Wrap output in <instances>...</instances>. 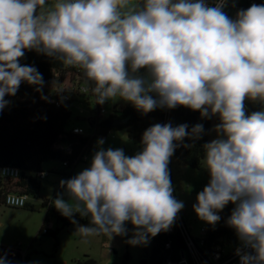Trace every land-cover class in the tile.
<instances>
[{
    "label": "clouds",
    "instance_id": "9594fccd",
    "mask_svg": "<svg viewBox=\"0 0 264 264\" xmlns=\"http://www.w3.org/2000/svg\"><path fill=\"white\" fill-rule=\"evenodd\" d=\"M227 2L0 0V111L21 83L42 91V74L19 62L35 50L82 70L99 104L119 97L145 114L184 106L218 116L217 138L203 146L210 181L193 209L215 225L218 213L235 205L226 223L252 250H237L241 264H264V110H245L246 100L264 103V4L232 18ZM187 129L157 123L133 156L101 147L89 168L60 182L69 199L57 196L56 209L90 217V226L77 228L83 237L123 236L131 222L128 243L146 245L184 207L173 196L168 164L174 142L198 139L203 125ZM0 264L7 262L0 257Z\"/></svg>",
    "mask_w": 264,
    "mask_h": 264
},
{
    "label": "trees",
    "instance_id": "16d2710c",
    "mask_svg": "<svg viewBox=\"0 0 264 264\" xmlns=\"http://www.w3.org/2000/svg\"><path fill=\"white\" fill-rule=\"evenodd\" d=\"M254 2L255 4H261L258 0H240L237 12L246 10ZM19 62L21 65L35 67L42 74L44 83L42 91L37 92L36 86L24 82L21 83L14 96H5V100L9 103L0 111V168L7 166L19 168L20 175L17 178L2 179L0 181V193H19L38 197L43 179L40 174L44 172L43 165L46 162H61L65 168L61 175L69 180L73 177L66 170L83 161L81 156L89 153L97 137L105 136L113 129L125 130L131 139L136 140L143 147L141 143L143 133L157 123H170L173 127L187 124L189 132L197 124L203 125V132L198 139L185 137L182 142H174L178 146L168 164L170 171L173 162L194 169L202 168L205 157L203 146L209 143L212 131H215V126L220 123L218 116L204 118L199 111H193L184 106H177L173 109L157 107L145 114L137 110L131 103L122 108L114 107L107 115L100 116L92 93L90 95L74 93L71 101L56 107L49 101L48 89L56 81L62 82L68 76H71L72 79L79 77L81 82H86L82 70L64 67L59 60L38 53L35 50L25 51L24 57ZM42 97H47V99ZM75 103L94 106L89 117L94 136L89 135L87 131L84 135H77L72 132L74 125L71 124ZM245 110L246 114L264 110V103L246 100ZM217 135L215 131V139ZM61 145H71L72 152L68 154L60 150ZM65 162H67L66 166H64ZM54 199L44 202L43 205L51 208ZM234 206L229 203L218 213L221 219L217 222L215 229L209 227L207 234L208 246L220 242L228 248H236L242 244L235 230L226 223ZM55 217L65 227L73 224L72 219L83 223L84 226H90L91 224L89 216L82 217L73 214V217L69 218L56 211ZM50 224L48 215H46L39 232L40 236H57L59 229L53 231ZM132 226L131 222H128V227ZM170 240H173V251L166 249V244ZM182 249H184V242L179 232L172 236L160 232L152 237V247L147 256V264H163L171 252L178 256ZM0 251L2 253L1 257L4 258L7 264H30L27 255H24L18 247L0 246ZM128 260L129 254L124 257L122 264H127ZM87 263L96 264L92 259Z\"/></svg>",
    "mask_w": 264,
    "mask_h": 264
},
{
    "label": "rangeland",
    "instance_id": "374dc122",
    "mask_svg": "<svg viewBox=\"0 0 264 264\" xmlns=\"http://www.w3.org/2000/svg\"><path fill=\"white\" fill-rule=\"evenodd\" d=\"M236 3L238 0H229V6L226 9L229 17L236 14L233 7ZM69 77L64 82L56 81L51 91L70 90ZM128 103L130 102L117 97L110 99L106 106L111 112L114 107L122 108ZM93 109V105L83 104L80 106L75 103L71 125L81 126L89 135L94 136L89 122ZM213 139H215V131H212L210 136V141ZM99 140L98 137L94 140L91 150L87 153V160L80 161L66 170L72 174V177L91 166L94 153L101 147L104 150L122 149L127 156H133L143 149L136 140L128 136L125 130H111L103 145L98 144ZM43 170L47 172V176L42 179L38 197L31 195L25 207L0 206V246L18 247L24 255H27L30 264H88L87 261L90 259L94 260L96 264H122L127 254H129L127 264H142L144 257L148 256L152 247V237H149V242L146 245L133 246L129 244L128 241L132 239L136 229L134 226L128 227V222L125 223L126 235H114L112 238L103 234L83 237L76 232L79 226H84L83 223L76 222L65 227L62 222H58L55 217V212L58 210L54 203L51 208L43 204L54 199L62 180L67 181L61 175L65 168L59 161H48L43 165ZM171 176L176 199L184 204L180 211L187 225L191 227L193 236L199 237L201 236L200 229L207 226L208 223L199 219L193 205L197 203V194L203 191L210 181L209 171L204 163L201 169H194L173 162ZM61 192L66 193V189L63 187ZM74 214L80 215L79 213ZM46 215H48L49 222L53 224V231L59 229L56 237L39 235Z\"/></svg>",
    "mask_w": 264,
    "mask_h": 264
},
{
    "label": "built area",
    "instance_id": "2783aa9c",
    "mask_svg": "<svg viewBox=\"0 0 264 264\" xmlns=\"http://www.w3.org/2000/svg\"><path fill=\"white\" fill-rule=\"evenodd\" d=\"M206 3L209 6H214L215 0H206ZM228 6H229V0L227 2V6L224 8L225 12ZM237 7L235 8L236 13H237ZM227 15L230 16L228 13ZM235 16L236 14L232 18H235ZM69 80H70V90L57 89L54 92H52L51 89L55 83L48 89L49 101L52 104H54L56 107H60L66 102L71 101L74 93H79L83 95H90L91 93V84H89L88 82H81L79 77L72 79L71 76L69 77ZM108 101L109 100H106L103 104H99L96 102V99L94 98V102L97 105V110L99 111L100 116H105L108 114L109 111L106 106ZM82 105L83 104H80V106ZM72 132L77 135H84L86 133V130L81 126H74L72 128ZM108 134L99 137V139L100 140L102 139L105 142L107 140ZM60 150H63L65 153L69 154L72 152V146L61 145ZM81 159L83 161L87 160L88 159L87 154H83L81 156ZM66 165L67 162L64 163V166ZM169 173H170L171 183L174 189L173 196L176 199L175 188L172 182V176L170 170ZM19 175H20L19 168L11 167V166L0 168V181L5 178H17ZM40 175L42 178H44L47 176V172L44 171ZM65 180H67L66 177ZM62 188H63L62 186L59 187L54 198H56L59 195H63L64 199L69 198L66 193L61 192ZM29 198L30 196L25 194L2 192L0 193V204L6 206H12V207H25L28 203ZM210 226L213 229H215L217 227V223L215 225L208 224L207 226H203L200 229L201 236L199 237L193 236L191 227L187 225L181 211H179L170 229L161 232L168 236H172L176 232H179L184 242V249H182L181 253L178 256L174 255L173 252H171L163 264H241L240 255L237 254V250L240 249L241 252H252L250 248H246L242 244L236 248H228L222 245L220 242H216L208 246L207 234L209 232ZM52 227L53 224L51 223L50 228ZM166 249L169 251H173V240H170L166 244ZM1 256L2 253L0 251V257Z\"/></svg>",
    "mask_w": 264,
    "mask_h": 264
},
{
    "label": "water",
    "instance_id": "95a60500",
    "mask_svg": "<svg viewBox=\"0 0 264 264\" xmlns=\"http://www.w3.org/2000/svg\"><path fill=\"white\" fill-rule=\"evenodd\" d=\"M261 4H264V0H258ZM142 264H147V255L144 257Z\"/></svg>",
    "mask_w": 264,
    "mask_h": 264
},
{
    "label": "crops",
    "instance_id": "0c3cea01",
    "mask_svg": "<svg viewBox=\"0 0 264 264\" xmlns=\"http://www.w3.org/2000/svg\"><path fill=\"white\" fill-rule=\"evenodd\" d=\"M239 2H240V0H238V3H236L233 7L236 8L237 5L239 4ZM230 6H232V5H230Z\"/></svg>",
    "mask_w": 264,
    "mask_h": 264
}]
</instances>
